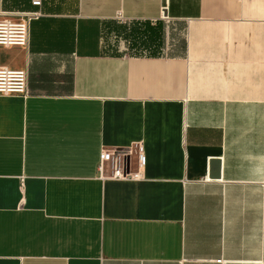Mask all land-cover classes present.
I'll return each instance as SVG.
<instances>
[{
  "label": "crops",
  "instance_id": "crops-1",
  "mask_svg": "<svg viewBox=\"0 0 264 264\" xmlns=\"http://www.w3.org/2000/svg\"><path fill=\"white\" fill-rule=\"evenodd\" d=\"M41 11L27 48L0 46L29 90L0 94V264H264V0ZM119 12L181 24L184 54L103 51ZM137 145L140 175L100 174L102 148Z\"/></svg>",
  "mask_w": 264,
  "mask_h": 264
},
{
  "label": "built area",
  "instance_id": "built-area-1",
  "mask_svg": "<svg viewBox=\"0 0 264 264\" xmlns=\"http://www.w3.org/2000/svg\"><path fill=\"white\" fill-rule=\"evenodd\" d=\"M43 0H30L32 8L27 11H16L13 17L0 18V46H18L27 48L30 37V25L33 20L42 15L41 6ZM165 20L167 15L163 16ZM115 20L126 23L128 20L120 12L116 14ZM0 94H18L27 96L28 90V69L26 67L12 69L0 66ZM132 153L136 154L139 163L138 171L131 172L128 168L129 159ZM144 167V156L142 146L135 148L126 147L120 149L102 148L99 153L98 169L104 177L114 179H129L140 175ZM109 171V174H107ZM221 260H217L220 262Z\"/></svg>",
  "mask_w": 264,
  "mask_h": 264
},
{
  "label": "trees",
  "instance_id": "trees-1",
  "mask_svg": "<svg viewBox=\"0 0 264 264\" xmlns=\"http://www.w3.org/2000/svg\"><path fill=\"white\" fill-rule=\"evenodd\" d=\"M109 25L110 22L107 24L108 28H110ZM180 25L177 23L173 26L162 20L154 23L133 22L128 31L124 30L123 39L127 43L126 47L132 50L130 54L182 55L186 49V39L184 35L179 33L183 29V26Z\"/></svg>",
  "mask_w": 264,
  "mask_h": 264
},
{
  "label": "rangeland",
  "instance_id": "rangeland-1",
  "mask_svg": "<svg viewBox=\"0 0 264 264\" xmlns=\"http://www.w3.org/2000/svg\"><path fill=\"white\" fill-rule=\"evenodd\" d=\"M133 25V21H127L126 23H120L117 20L110 22V28L108 26L103 27L101 34L100 44L103 51H112L121 54L131 53L132 50L128 49L126 41L123 39V33L128 31ZM125 30V31H124ZM180 35H182V30H180ZM146 52V51H143ZM0 56L3 58V55L0 51ZM5 56V55H4Z\"/></svg>",
  "mask_w": 264,
  "mask_h": 264
},
{
  "label": "water",
  "instance_id": "water-1",
  "mask_svg": "<svg viewBox=\"0 0 264 264\" xmlns=\"http://www.w3.org/2000/svg\"><path fill=\"white\" fill-rule=\"evenodd\" d=\"M164 14L166 15V12L164 11Z\"/></svg>",
  "mask_w": 264,
  "mask_h": 264
}]
</instances>
